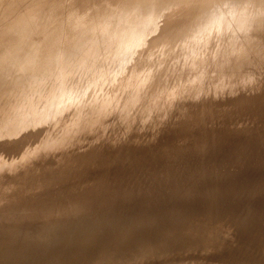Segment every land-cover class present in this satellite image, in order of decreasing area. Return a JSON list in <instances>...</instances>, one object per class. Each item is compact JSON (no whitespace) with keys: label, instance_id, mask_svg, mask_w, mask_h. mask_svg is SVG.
<instances>
[{"label":"rangeland","instance_id":"1","mask_svg":"<svg viewBox=\"0 0 264 264\" xmlns=\"http://www.w3.org/2000/svg\"><path fill=\"white\" fill-rule=\"evenodd\" d=\"M0 125L4 264H264V0H0Z\"/></svg>","mask_w":264,"mask_h":264},{"label":"bare ground","instance_id":"2","mask_svg":"<svg viewBox=\"0 0 264 264\" xmlns=\"http://www.w3.org/2000/svg\"><path fill=\"white\" fill-rule=\"evenodd\" d=\"M43 16H44V15H43ZM57 62H59V61H57ZM51 63H52V62H51ZM29 65H30V64H29ZM47 65H48V64H47ZM50 65H51V64H50ZM54 65H55V64H54ZM24 66H25V65H24ZM48 66H49V65H48ZM55 67H56V66H55ZM46 68H48V67H46ZM63 69H64V68H63ZM174 70H175V69H174ZM177 70H178V69H177ZM60 71H62V70L60 69L59 72H60ZM65 71H66V70H65ZM57 72H58V71H57ZM62 72H64V71H62ZM66 72H67V71H66ZM53 73H55V72H53ZM47 74H49V72H48ZM55 74H56V73H55ZM49 75H50V74H49ZM49 75H48V76H49ZM61 75H62V74H61ZM55 76H56V75H55ZM70 76H71V75H70ZM184 76H185V75H184ZM41 77H42V76H41ZM46 77H47V76H45V78H46ZM52 77H53V76H52ZM60 77H61V76H60ZM63 77H64V76H63ZM56 78H57V77H56ZM65 78H66V77H65ZM51 79H52V78H51ZM53 79H54V78H53ZM62 79H63V78H62ZM182 79H183V78H182ZM63 80H64V79H63ZM68 80H69V79H68ZM46 81H47V79H46ZM57 81H58V80H57ZM35 82H36V81H35ZM60 82H61V81H60ZM44 83H46V82H44ZM49 83L51 84L52 82H49ZM62 83H63V82H62ZM62 83L60 84L61 86L63 85ZM41 85H42V84H41ZM64 86H65V85H64ZM64 86H63V87H64ZM63 87H62V88H63ZM47 88H48V87H47ZM71 89H72V88H71ZM163 89H164V88H163ZM3 91H4V90H3ZM163 91H164V90H163ZM50 92H51V91H50ZM63 92H65V91L63 90ZM53 93H54V92H53ZM16 94H17V93H16ZM60 95H61V94H60ZM68 95H70V93H69ZM36 96H37V95H36ZM42 96H43V95H42ZM53 96H54V95H53ZM57 96H58V95H57ZM65 96H67V93H66ZM44 97H45V96H44ZM50 98H51V97H50ZM58 98H59V96H58ZM67 98H68V97H67ZM70 98H72V97H70ZM23 99H24V98H23ZM54 99H55V98H54ZM56 99H57V98H56ZM63 99H64V96H63ZM50 100H53V99H50ZM26 101H27V100H26ZM55 101H56V100H55ZM20 102H21V101H20ZM53 102H54V101H53ZM56 102H57V101H56ZM50 103H51V101H50ZM58 103H59V101H58ZM130 103H131V102H130ZM32 104H34V103H32ZM25 105H26V104H25ZM53 106H54V105H53ZM42 107H43V106H42ZM24 108H25V107H24ZM20 109H21V108H20ZM44 110H45V109H44ZM9 111H10V110H9ZM24 111H25V110H24ZM40 111H41V110H40ZM14 112H15V111H14ZM31 112H32V111H31ZM5 113H6V112H5ZM15 113H16V112H15ZM7 114H8V113H7ZM17 114H18V113H17ZM38 115H39V114H38ZM12 116H13V115H12ZM12 116H11V117H12ZM22 116H23V115H22ZM7 117H8V116H7ZM9 117H10V115H9ZM11 117H10V118H11ZM0 126H1V125H0ZM0 128H1V127H0ZM249 140H250V139H249ZM246 153H247V152H246ZM249 158H250V157H249ZM252 159H253V158H252ZM68 161H69V160H68ZM74 161H75V160H74ZM250 161H251V160H250ZM66 162H67V161H66ZM72 162H73V161H72ZM259 162H260V161H259ZM237 164H238V163H237ZM55 165H56V164H55ZM233 165H235V164H233ZM60 166H61V165H60ZM237 166H238V165H237ZM237 166H236V167H237ZM57 167H58V166H57ZM232 167L234 168V166H232ZM232 167H231V168H232ZM241 167H242V166H241ZM75 168H76V167H75ZM233 168H232V169H233ZM62 169H63V168H62ZM73 169H74V168H73ZM237 169H238V168H237ZM59 171H60V170H58V173H59ZM235 171H236V170H235ZM60 172H61V171H60ZM68 173H69V172H68ZM237 173H238V172H237ZM60 174H61V173H60ZM135 174H136V173H135ZM64 175H65V174H64ZM64 175H63V176H64ZM73 175H74V174H73ZM77 175H78V174H77ZM239 176H240V175H239ZM253 177H254V176H253ZM140 178H141V177H140ZM136 179H137V177H136ZM136 179H135V180H136ZM248 179H249V178H248ZM248 179H247V180H248ZM261 179H262V178H261ZM253 180H254V179H253ZM256 180H257V178H256ZM60 181H61V179H60ZM60 181H59V182H60ZM64 181H65V180H64ZM113 181H114V180H113ZM142 181H143V180H142ZM245 181H246V180H245ZM57 182H58V181H57ZM79 182H80V181H79ZM114 182H115V181H114ZM247 182H248V181H247ZM257 182H258V181H257ZM65 183H66V182H65ZM103 184H104V183H103ZM108 184H109V183H108ZM119 184H120V183H119ZM259 184H260V183H259ZM140 185H141V184H140ZM245 185H246V184H245ZM114 186H115V185H114ZM134 186H135V185H134ZM58 187H59V186H58ZM117 187H118V186H117ZM153 187H154V186H153ZM95 188H96V187H95ZM118 188H119V187H118ZM236 188H237V187H236ZM110 189H111V188H110ZM110 189H109V190H110ZM121 189H122V187H121ZM134 189H135V188H134ZM155 189H156V188H155ZM176 189H177V188H176ZM182 189H183V188H182ZM241 189H243V188H241ZM258 189H259V187H258ZM262 189H263V188H262ZM101 190H102V189H101ZM101 190L99 189V190H97V192H98V191L101 192ZM112 190H113V189H112ZM124 190H125V188H124ZM104 191H105V190H104ZM148 191H149V190H148ZM102 192H103V191H102ZM102 192H101V193H102ZM105 192H106V191H105ZM118 192H119V191H118ZM123 192H124V191H123ZM172 192H173V191H172ZM232 192H233V191H232ZM256 192H257V191H256ZM95 193H96V192H94L93 194H95ZM114 193H115V191H114ZM124 193H125V192H124ZM173 193H174V192H173ZM181 193H182V192H181ZM107 194H108V192L106 193V196H108ZM120 194H121V193H120ZM120 194H119V195H120ZM148 194H149V193H148ZM150 194H151V193H150ZM157 194H158V193H157ZM245 194H246V193H245ZM249 194H250V192H249ZM88 195H89V194H88ZM90 195H91V194H90ZM90 195H89V196H90ZM96 195H97V193H96ZM96 195H95V196H96ZM100 195H105V194L103 193V194H100ZM112 195H113V194H112ZM112 195H111V196H112ZM189 195H190V194H189ZM221 195H222V194H221ZM85 196H86V195H85ZM85 196H84V197H85ZM93 196H94V195H93ZM95 196H94V197H95ZM117 196H118V195H117ZM152 196H154V194H153ZM222 196H223V195H222ZM222 196H221V197H222ZM229 196H230V195H229ZM233 196H235V194H234ZM249 196H250V195H249ZM87 197H88V196H86V198H87ZM98 197H99V195H98ZM101 197H102V196H101ZM109 197H110V196H109ZM127 197H128V196H127ZM147 197H148V196H147ZM150 197H151V196H150ZM155 197H156V196H155ZM213 197H214V196H213ZM235 197H237V196H235ZM238 197H240V195H238ZM90 198H92V197H90ZM90 198H89L88 200H90ZM105 198H106V197H105ZM105 198H104V199H105ZM160 198H161V197H160ZM185 198H186V197H185ZM100 199H101V198H100ZM102 199H103V197H102ZM104 199H103V200H104ZM107 199H108V198H107ZM107 199H106V200H107ZM110 199H112V198H110ZM225 199H226V198H225ZM84 200H85V198H84ZM92 200H93V198H92ZM96 200H97V199H95V201H96ZM93 201H94V200H93ZM99 201H100V200H99ZM87 202H89V201H87ZM97 202H98V200H97ZM109 202H110V201H108L107 203H105V205L108 204ZM91 203H94L93 205H95V202H92V201H91ZM101 203H102V202H100L99 204L101 205ZM110 203H111V202H110ZM110 203H109V205H110ZM205 203H206V202H205ZM224 203H225V202H224ZM224 203H222V207H224V205H223ZM88 204L91 205L90 202H89V203H87V204L84 206V208H85ZM178 204H179V203H178ZM212 204H214V203H212ZM215 204H216V203H215ZM227 204H228V203H227ZM96 205H98V204H96ZM262 205H263V203H262ZM181 206H182V205H181ZM97 207H98V209H99V206H97ZM101 207H104V203H103V205H101ZM107 207H108V206H107ZM107 207H106V208H107ZM193 207H194V206H193ZM196 207H197V206H196ZM208 207H210V206H208ZM211 207H212V206H211ZM230 207H232V206H230ZM246 207H247V206H246ZM84 208H83V209H84ZM89 208H91V207H89ZM89 208H88V209H89ZM93 208H94V207H92L91 209H93ZM197 208H198V207H197ZM197 208H196V209H197ZM247 208H248V207H247ZM252 208H253V206H252ZM85 209H86V208H85ZM85 209H84V210H85ZM88 209H87V210H88ZM91 209H90V210H91ZM103 209H104V208H103ZM179 209H180V208H179ZM196 209H195V210H196ZM204 209H205V208H204ZM216 209H217V208H216ZM224 209H225V208H224ZM226 209H227V208H226ZM228 209H229V208H228ZM236 209H237V207H236ZM242 209H243V208H242ZM242 209H241V211H242ZM81 210H82V209H81ZM87 210H85L84 212H87ZM101 210H102V209H101ZM128 210H129V209H128ZM210 210H211V209H210ZM259 210H260V209H259ZM261 210H262V209H261ZM180 211H181V210H180ZM202 211H203V210H202ZM204 211H205V210H204ZM220 211H221V210H220ZM233 211H234V210H233ZM236 211H237V210H236ZM100 212H101V211H100ZM126 212H127V211H126ZM185 212H186V211H185ZM189 212H190V211H189ZM222 212H223V211H222ZM225 212H226V211H225ZM230 212H231V211H230ZM234 212H235V211H234ZM242 212H243V211H242ZM117 213H118V212H117ZM142 213H143V212H142ZM152 213H153V212H152ZM209 213H210V212H209ZM236 213H237V212H235V214H236ZM238 213H239V212H238ZM240 213H241V212H240ZM240 213H239V214H240ZM248 213H249V212H248ZM196 214H197V213H196ZM207 214H208V213H207ZM227 214H228V213H227ZM230 214H231V213H230ZM230 214H228V215H230ZM235 214H234L233 217H235ZM254 214H255V213H254ZM154 215H155V214H154ZM245 215H246V214H245ZM247 215H248V214H247ZM247 215H246V216H247ZM160 216H161V215H160ZM193 216H195V215H193ZM219 216H220V215H219ZM237 216H239V215H237ZM252 216H254V215H252ZM196 217H197V215H196ZM198 217H201V216H198ZM204 217H205V216H204ZM224 217H225V216H224ZM226 217H227V216H226ZM228 217H230V216H228ZM127 218H128V217H127ZM136 218H137V217H136ZM144 218H145V217H144ZM206 218H207V217H206ZM222 218H223V217H222ZM231 218H232V217H231ZM237 218H239V217H237ZM202 219H203V218H202ZM219 219H220V218H219ZM225 219H226V218H225ZM239 219H240V218H239ZM246 219H247V218H246ZM106 220H107V219H106ZM151 220H152V219H151ZM200 220H201V219H200ZM229 220H230V218H229ZM116 221H117V220H116ZM133 221H134V220H133ZM199 222H200V221H199ZM139 223H140V222H139ZM201 223H202V222H201ZM251 223H252V222H251ZM253 223H254V222H253ZM145 224H148V223L145 222ZM202 224H203V223H202ZM257 224H258V223H257ZM160 225H161V224H160ZM254 225H255V223H254ZM258 225H259V224H258ZM258 225H257V226H258ZM155 226H157V224H156ZM185 226H186V225H185ZM201 226H202V225H201ZM203 226H204V225H203ZM257 226H256V227H257ZM250 227H252V226H250ZM182 228H183V227H182ZM203 228H204V227H203ZM253 228H254V227H253ZM258 228H259V226H258ZM121 229H122V228H121ZM151 229H152V228H151ZM163 229H164V227H163ZM228 229H229V228H228ZM160 230H161V229H160ZM237 230H238V229H237ZM256 230H257V229H256ZM256 230H255V231H256ZM260 230H261V228H260ZM102 231H103V230H102ZM162 231H163V230H162ZM243 231H244V230H243ZM243 231H242V232H243ZM246 231H247V230H246ZM160 232H161V231H160ZM231 232H232V231H231ZM258 232H259V231H258ZM144 233H145V232H144ZM163 233H164V232H163ZM243 233H244V232H243ZM161 234H162V233H161ZM185 234H186V233H185ZM188 234H189V233H188ZM221 234H222V233H221ZM257 234H258V233H257ZM259 234H260V233H259ZM259 234H258V235H259ZM101 235H102V234H101ZM107 235H108V234H107ZM145 235H146V234H145ZM223 235H224V234H223ZM255 235H256V234H255ZM110 236H111V235H110ZM127 236H128V235H127ZM143 236H144V235H143ZM152 236H153V235H152ZM211 236H212V235H211ZM229 236H230V235H229ZM73 237H74V236H73ZM137 237H138V236H137ZM231 237H232V236H231ZM235 237H236V236H235ZM255 237H256V236H255ZM106 238H107V237H106ZM173 238H174V237H173ZM189 238H190V237H189ZM202 238H203V237H202ZM1 239H2V237H1ZM50 239H51V238H50ZM50 239H49V240H50ZM107 239H108V238H107ZM117 239H118V238H117ZM128 239H129V238H128ZM131 239H132V238H131ZM171 239H172V238H171ZM183 239H184V238H183ZM254 239H255V238H254ZM262 239H263V238H262ZM2 240H4V239H2ZM2 240H0V241L3 242ZM75 240H76V239H75ZM101 240H102V239H101ZM114 240H116V239H114ZM114 240H113V241H114ZM184 240H185V239H184ZM187 240H188V239H187ZM189 240H190V239H189ZM197 240H198V239H197ZM201 240H202V239H201ZM224 240H225V239H224ZM255 240H256V239H255ZM71 241H72V240H71ZM113 241H112V242H113ZM131 241H132V240H131ZM136 241H138V240H134V242H136ZM179 241H180L179 243H181V240H179ZM205 241H206V240H205ZM231 241H232V240H231ZM233 241H234V239H233ZM240 241H241V240H240ZM256 241H258V240H256ZM260 241H261V240H260ZM47 242H48V241H47ZM68 242H69V241H68ZM72 242H73V241H72ZM74 242H75V241H74ZM74 242H73V243H74ZM80 242H81V241H80ZM91 242H92V241H91ZM108 242H109V241H108ZM123 242H124V241H123ZM125 242H126V241H125ZM155 242H156V241H155ZM185 242H186V241H185ZM199 242H200V241H199ZM216 242H217V241H216ZM216 242H215V243H216ZM244 242H245V241H244ZM263 242H264V241H263ZM93 243H94V244H98L99 241H98L97 243H95V242H93ZM106 243H107V242H106ZM110 243H111V242H110ZM113 243H114V242H113ZM113 243H112V244H113ZM115 243H117V240H116ZM201 243H202V242H201ZM203 243H204V242H203ZM242 243H243V242H242ZM245 243H246V242H245ZM258 243H259V241H258ZM260 243H261V242H260ZM42 244H43V243H42ZM117 244H118V243H117ZM120 244H123V243H120ZM125 244L127 245V243H125ZM128 244H129V243H128ZM187 244H188V243H187ZM205 244H206V243H205ZM234 244H235V243H234ZM240 244H241V243H240ZM240 244H239V245H240ZM253 244H255V243H253ZM56 245H57V244H56ZM67 245H68V243H67ZM67 245H66V246H67ZM108 245H109V244H108ZM156 245H157V243H156ZM156 245H155V246H156ZM197 245H198V244H197ZM261 245H262V244H261ZM62 246H63V245H62ZM88 246H89V245H88ZM97 246H98V245H97ZM114 246H115V245H114ZM116 246H117V245H116ZM127 246H128V245H127ZM140 246H141V245H140ZM145 246H146V245H145ZM188 246H189V245H188ZM201 246H202V245H201ZM204 246H205V245H204ZM215 246H216V245H215ZM228 246H230V245L228 244ZM235 246H236V245H235ZM69 247H70V245H69ZM69 247H68V249H69ZM78 247H79V246H78ZM104 247H105V246H104ZM107 247H108V246H107ZM111 247H112V245H111ZM118 247H119V245H118ZM135 247H136V246H135ZM149 247H150V246H149ZM158 247H159V245H158ZM165 247H166V246H165ZM185 247H186V246H185ZM191 247H192V246H191ZM206 247H207V246H206ZM231 247H232V246H231ZM64 248H65V246H64ZM87 248H89V247H87ZM90 248H91V247H90ZM109 248H110V247H109ZM109 248H108V249H109ZM119 248H120V247H119ZM119 248H118V249H119ZM124 248H125V247H124ZM133 248H134V247H133ZM137 248H138V247H137ZM151 248H152V247H151ZM155 248H156V247H155ZM183 248H184V247H183ZM189 248H190V247H189ZM192 248H193V247H192ZM192 248H191V249H192ZM210 248H211V247H210ZM238 248H239V247H238ZM65 249H67V248H65ZM71 249H72V248H71ZM73 249H74V248H73ZM73 249H72V250H73ZM77 249H78V248H77ZM77 249H75V250H77ZM81 249H82V248H81ZM93 249H94V248H93ZM93 249H92V250H93ZM98 249H99V248H98ZM98 249H97V250H98ZM114 249L116 250V248H114ZM135 249H136V248H135ZM144 249H145V248H144ZM163 249H165V248H163ZM169 249H170V248H169ZM212 249H213V248H212ZM216 249H217V248H216ZM233 249H234V248H233ZM245 249H246V248H245ZM1 250H2V248H1ZM94 250H95V249H94ZM100 250H101V249H100ZM105 250H106V249H105ZM110 250H111V248H110ZM124 250H125V249H124ZM126 250H127V249H126ZM131 250H132V249H131ZM157 250H158V249H157ZM220 250H221V249H220ZM225 250H226V249H225ZM225 250H224V252H225ZM62 251H63V250H62ZM62 251H61V252H62ZM108 251H109V250H108ZM120 251H121V250H120ZM122 251H123V250H122ZM159 251H160V250H159ZM167 251H168V250H167ZM203 251H204V250H203ZM217 251H218V250H217ZM46 252H47V251H46ZM55 252H56V251H55ZM55 252L53 251L52 253H55ZM57 252H58V251H57ZM57 252H56V254H59V252H58V253H57ZM66 252H67V250H66ZM81 252H82V251H81ZM98 252H99V251H98ZM101 252H102V251H101ZM117 252H118V251H117ZM117 252H116V253H117ZM138 252H140L139 249H138ZM138 252H137V253H138ZM145 252H147V251H145ZM145 252H144V253H145ZM151 252H152V251H151ZM156 252H157V251H156ZM222 252H223V250H222ZM228 252H229V251H228ZM236 252H237V251H236ZM239 252H240V251H239ZM244 252H245V251H244ZM52 253H51V254H52ZM64 253H65V252H64ZM70 253H71V252H70ZM79 253H80V252H79ZM88 253H89V252H88ZM90 253H91V252H90ZM94 253H96V252H94ZM102 253H103V252H102ZM126 253H128V252L126 251ZM126 253H125V254H126ZM131 253H132V252H131ZM219 253H221V252H219ZM6 254H8V255H6ZM41 254H42V253H40V255H41ZM47 254H48V255H51L50 253H47ZM47 254H46V255H47ZM65 254H67V253H65ZM80 254H81V253H80ZM83 254H85V253H83ZM91 254H93V253H91ZM114 254H115V253H114ZM121 254H122V253H121ZM139 254H140V253H139ZM208 254H209V253H208ZM214 254H217V253H214ZM228 254H230V253H228ZM246 254H247V253H246ZM252 254H254V253H252ZM5 255H6V256H5ZM11 255L13 256L14 254H11ZM16 255H17V254H16ZM16 255H15V256H16ZM40 255H39V256H40ZM54 255H55V254H53V256H54ZM61 255H63V254L61 253ZM61 255H59L60 257H58V259L61 258ZM74 255H75V254H74ZM77 255H78V254H77ZM81 255H82V254H81ZM81 255H80V256H81ZM94 255H96V254H94ZM94 255H93V256H94ZM123 255H124V254H123ZM144 255H145V254H144ZM189 255H190V254H189ZM210 255H211V254H210ZM217 255H218V257H220L219 254H217ZM222 255H223V254H222ZM222 255H221V256H222ZM225 255H226V254H225ZM234 255H235V254H234ZM236 255H237V253H236ZM244 255H245V254H244ZM256 255H257V254H256ZM7 256H9V252H6V253H5V252H4V253H3V252H0V264H4V263L1 262V261L8 262L7 259L5 260V258H6ZM19 256H20V255L18 254V257H19ZM24 256H25V255H24ZM39 256H38V257H39ZM53 256H52V258H53ZM84 256H85V255H84ZM118 256H119V255H118ZM139 256H140V255H139ZM205 256H206V255H205ZM207 256H208V255H207ZM253 256H254V255H253ZM259 256H260V255H259ZM2 257H4V258H2ZM35 257H36V256H35ZM45 257H46V256H45ZM48 257H49V256H48ZM72 257H74V256H72ZM95 257H96V256H95ZM106 257H107V256H106ZM126 257H127V256H126ZM134 257H135V256H134ZM136 257H137V256H136ZM189 257H190V256H189ZM212 257H214V256H212ZM7 258L9 259V257H7ZM16 258H17V257H15V260H16ZM21 258H22V257H21ZM21 258L19 257L18 259H21ZM24 258H25L24 260H26V256H25ZM46 258H47V257H46ZM56 258H57V256H55V259H56ZM63 258H64V256H63ZM76 258H78V257H76ZM89 258H90V257H89ZM100 258H101V257H100ZM112 258H113V257H111V259H112ZM132 258H133V257H132ZM198 258H199V257H198ZM207 258H208V257H207ZM210 258H211V257H210ZM214 258H215V257H214ZM214 258H213V259H214ZM221 258H222V257H221ZM225 258H226V256H225ZM228 258H229V256L226 258V260H227ZM247 258H248V257H247ZM247 258H246V259H247ZM249 258H251V257H249ZM254 258H255V257H253V259H254ZM18 259H17V260H18ZM27 259H28V258H27ZM41 259H42V258H41ZM55 259H50V261L52 262V261L54 260V264H56V263H57L56 261H58V259H56V261H55ZM61 259H62V258H61ZM86 259H87V258H86ZM90 259H91V258H90ZM143 259H144V258H143ZM187 259H189V258H187ZM203 259H204V257H203ZM203 259H201V260H203ZM205 259H206V258H205ZM216 259H217V258H216ZM255 259H257V258H255ZM258 259H259V258H258ZM260 259H261V258H260ZM260 259H259V260H260ZM12 260H13V259H12ZM17 260H16V261H17ZM22 260H23V259H22ZM24 260H23V262H24ZM29 260H30V259H29ZM45 260H46V259H45ZM63 260H64V259H63ZM79 260H80V259H79ZM118 260H119V259H118ZM185 260H186V258H185ZM233 260H234V259H233ZM9 261H11V259H10ZM13 261H14V260H13ZM36 261H37V260H35V262H36ZM50 261H49V263H51ZM97 261H98V260H97ZM147 261H148V260H147ZM195 261H196V260H195ZM214 261H215V260H214ZM220 261H221V260H220ZM222 261H223V259H222ZM229 261H230V260H229ZM234 261H235V260H234ZM255 261H256V260H255ZM260 261H261V260H260ZM19 262H20V260H19ZM19 262H17V263H19ZM27 262H31V260H30V261H27ZM58 262L62 263L61 261H58ZM72 262H73V261H72ZM76 262H77V260H76ZM101 262H102V260H101ZM189 262H190V261H189ZM211 262H212V261H211ZM263 262H264V261H263ZM15 263H16V262H15ZM21 263H22V262H21ZM24 263H26V262H24ZM24 263H23V264H24ZM47 263H48V262H47ZM52 263H53V262H52ZM89 263H90V262H89ZM138 263H139V262H138ZM207 263H208V262H207ZM231 263H232V261H231ZM233 263H234V262H233ZM244 263H245V262H244ZM12 264H13V263H12ZM19 264H20V263H19ZM26 264H27V263H26ZM41 264H43V263L41 262ZM75 264H76V263H75ZM111 264H112V263H111ZM188 264H189V263H188ZM219 264H220V263H219ZM241 264H242V263H241Z\"/></svg>","mask_w":264,"mask_h":264}]
</instances>
